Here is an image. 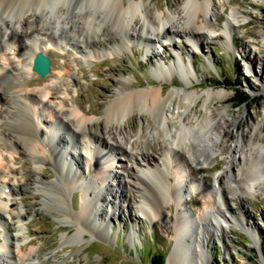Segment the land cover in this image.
Segmentation results:
<instances>
[{"label": "bare ground", "instance_id": "obj_1", "mask_svg": "<svg viewBox=\"0 0 264 264\" xmlns=\"http://www.w3.org/2000/svg\"><path fill=\"white\" fill-rule=\"evenodd\" d=\"M219 2L179 0L169 12H159L153 10L151 0H0L1 226L8 228L4 214L11 220L16 217L11 197L27 192L22 188L23 183L15 184L23 168L17 167L15 161L26 162L19 156L24 151L29 152L31 158L34 186L42 195L41 204L48 206L46 199H54L64 208L59 214L75 226L73 232L66 229L63 243L85 237L86 233L107 236L109 222L102 217V204L108 202V197L115 201L130 196L131 203H138L141 216L174 221L172 230L176 244L170 262L210 264L206 250L231 226L216 197L222 180L238 182L253 163L263 171L248 179L247 188L250 191H256L257 187L264 189V141L261 139L264 124L254 122L240 130L239 124L243 120L240 114L232 113L230 107L222 105L229 99L230 93L226 89L211 88L199 93L173 88L165 95V84L169 79L174 80L176 73L187 87L195 85L192 80L185 82V74L187 76L191 71L198 74V70L194 61H191L192 67L185 64L183 53H178V61L171 68H159L155 80L160 87L151 85L147 89L134 90L132 77L121 79L116 98L105 112V119L112 126L128 121L129 130L121 132L120 137H111V130L101 132L96 128V119L89 116L95 110H87L82 104H67L71 93L64 76L69 72L57 71L60 76L57 78L61 80L39 90H30L26 78L34 71L39 53L49 55L54 51L56 56L64 57L73 52L81 58L100 59L133 50L134 43L144 49V44L152 46L155 39L168 35L194 40L193 45L199 53L204 40L222 37L223 33L227 39L226 47L232 52L239 51L233 25L248 23L250 16L230 5L224 27L218 31L216 26L219 24L210 15L219 16ZM256 4L263 5L264 0H256ZM157 5V8L161 7L160 2ZM247 37L255 43L257 37L264 38V33L254 31ZM242 51L247 53V46H243ZM248 59L254 66L255 60L250 55ZM111 70L115 71V68L110 67L107 72ZM101 83L105 85L102 79ZM96 85L93 93L97 92ZM57 94H61L60 101L55 103L52 98ZM96 101H93L94 105L98 103ZM201 101L205 113L200 120L198 104ZM144 110L153 114L155 123L148 121L138 132L129 120L135 112ZM172 110H175L174 114ZM43 126L47 131L42 130ZM227 136L237 137L233 148L225 144ZM219 151L226 155L230 165L224 175L216 174L215 190L203 189L189 173L213 162ZM117 154L125 158L117 159ZM132 163L141 168L136 186L132 184ZM45 165L54 167L57 173L48 181L40 177ZM118 166L122 169L121 175L114 174L113 169ZM115 183L119 188L114 186ZM200 188L207 196L215 195L214 205L211 208L208 204L207 210L195 218L186 209L183 194L192 190L201 193ZM75 190L81 191L80 210L71 206L70 197ZM170 201L177 204L175 220L165 212ZM208 213H211L210 217ZM23 215L18 212L16 219L23 221ZM219 215L227 227L220 223ZM4 237L5 241L0 244V264H48L47 259L40 257V251L34 247L28 250L32 243L23 242L20 234L9 233L8 228ZM129 239L133 240V234Z\"/></svg>", "mask_w": 264, "mask_h": 264}, {"label": "rangeland", "instance_id": "obj_2", "mask_svg": "<svg viewBox=\"0 0 264 264\" xmlns=\"http://www.w3.org/2000/svg\"><path fill=\"white\" fill-rule=\"evenodd\" d=\"M178 1L151 0V7L159 12H169ZM219 1L217 5L220 11L219 16L210 15L213 21L219 24L216 26L218 31L224 27L230 5L239 7L250 16L248 23L233 25L235 43L239 51L232 52L226 47L224 43L227 41L226 35L222 32H220L222 37L204 40L199 53L193 45L194 40L169 35L165 38L161 37L162 39H155L152 46L144 44V49L138 43H134L132 44L133 50H123L100 59L81 58L73 52H69L67 56L59 57L56 56V52L51 51L47 55L51 60L50 74L42 77L33 71L26 78L28 88L30 90L42 89L54 81L61 80L57 78L59 76L56 74L57 71L69 72L64 76L66 79L64 80L70 84L71 93L67 104L69 106L82 104L87 110H95V113H90L89 116L96 119V128L101 132L111 130L113 133L110 135L111 137L114 135L120 137L121 132L129 130L128 121L124 120L112 126L106 121L105 112L116 98L121 79L132 77L134 90L147 89L151 85L160 87V83L155 80V76L160 73L159 68L161 66L171 68L174 62L178 61V53H183L185 64L190 66L191 61H194V67L198 70V74L189 70L191 72L187 76L184 75L185 82L190 83L192 80L195 85L187 87L181 81L179 74L176 73L174 80L169 79L165 84L167 86L165 95L173 88H186L199 93L211 88L226 89L230 93L229 99L222 105L230 107L232 113L240 114L243 119L239 124L240 130L247 129L254 122L264 124V38L257 37L258 39L254 43L247 37L252 36L254 31L264 33V4L258 5L256 0ZM159 2L161 7L157 8ZM33 22V18H31V24ZM166 43H169L170 46ZM243 46H247V53L242 51ZM158 47L161 48L157 50ZM248 55L255 60L254 66L250 65ZM110 67L115 68V71L107 72ZM101 79L104 86H107L106 88L102 86L103 83L100 85ZM94 85H96V93L92 92ZM239 92H244L250 99L241 103ZM60 95L54 96L52 101L59 102ZM93 101L98 103L94 105ZM202 103L201 101L198 104L200 120L205 113ZM218 105L219 103L216 104V106ZM172 112L174 114L175 110ZM130 121L135 124V130L139 132L143 125L148 124V121L154 124L155 118L152 113L144 110L135 112L129 123ZM42 130L47 131V128L43 126ZM195 138L197 139L198 136L195 135ZM261 139L264 141V135ZM225 140V144L232 148L237 143V137L234 136H227ZM78 152L80 153L79 150ZM19 156L26 162L15 161L17 167H23L21 177L15 184L23 183L24 187L22 188L27 189V192H21L19 196L11 197L10 202L15 207L12 211L15 212L16 217L18 212L24 214L23 221L19 222V218L16 219V217L11 220L7 214L3 215V220L7 223L9 233L20 234L21 240L27 242L26 244L31 242L32 244L28 245V250L34 247L40 251V257L44 260L47 259L48 264H152L151 258L157 255L156 252L164 254L165 264H178L170 262L169 259L176 244L172 230L174 221L141 216L143 214L138 208V203H131L130 196L121 197V200L119 197L115 201L111 199L112 197H108V202L102 204V217L109 222L107 236L97 234V237L95 234L86 233L85 237H75L68 243H63L62 236L67 233V230L73 232L75 226L59 214L64 211V208L54 199H46L49 200L48 206L41 204L42 195L34 186L33 172L31 171L33 165L30 162L29 152L21 151ZM156 157L160 159L159 154ZM116 158L123 159L125 157L117 154ZM81 165L83 166V164ZM229 165L226 155H222L219 151L215 153L213 162L197 167L194 174L189 173V175L196 178L203 189L208 187L212 191L215 190L216 174L223 173L224 175ZM130 166L131 173H133L132 184L136 186L141 168L133 163ZM113 171L115 175L122 174V169L119 166L115 167ZM262 171L263 169L259 168V165L251 163L238 182H229L228 179H224L221 187L220 185L219 188L217 187L219 190V195L216 196L217 200H220L223 214L230 220L231 226L227 227V223L222 221L223 217L218 216L220 223L226 226L227 230L221 234L220 240H213L206 250L210 256V264H215L217 260H220L221 264H264V189L259 190L257 187L256 191L254 189L250 191L247 188L248 179ZM42 173L43 175L40 177L47 181L57 175L56 169L50 165H45ZM83 175L85 174L83 173ZM10 184L12 183L10 182ZM114 186L119 188L118 183H115ZM202 188L199 189L201 193L198 194L193 190L183 194L184 205L189 214L195 218L207 210L208 204L211 208L214 205L215 195L203 194ZM70 199L72 208L80 210L81 191L75 190ZM165 212L175 220L178 213L177 204L170 201L165 207ZM208 216L210 217L211 213H208ZM7 230L4 225H0V244L5 241L4 235ZM130 234H133L132 241L129 239Z\"/></svg>", "mask_w": 264, "mask_h": 264}, {"label": "water", "instance_id": "obj_3", "mask_svg": "<svg viewBox=\"0 0 264 264\" xmlns=\"http://www.w3.org/2000/svg\"><path fill=\"white\" fill-rule=\"evenodd\" d=\"M34 71L38 72L41 76H47L51 71V61L48 56L39 53L34 62Z\"/></svg>", "mask_w": 264, "mask_h": 264}, {"label": "trees", "instance_id": "obj_4", "mask_svg": "<svg viewBox=\"0 0 264 264\" xmlns=\"http://www.w3.org/2000/svg\"><path fill=\"white\" fill-rule=\"evenodd\" d=\"M238 94H239L238 96H240L239 100L241 103H245L250 99L249 96L244 92H239ZM156 254L157 255H154L153 258H151L152 264H165L166 257L164 256V254H162L161 252H156ZM215 264H221V261L217 260Z\"/></svg>", "mask_w": 264, "mask_h": 264}]
</instances>
